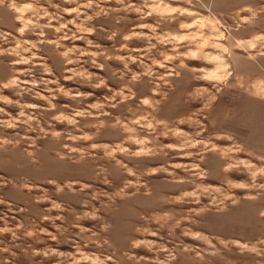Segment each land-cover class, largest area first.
<instances>
[{
	"label": "rangeland",
	"instance_id": "1",
	"mask_svg": "<svg viewBox=\"0 0 264 264\" xmlns=\"http://www.w3.org/2000/svg\"><path fill=\"white\" fill-rule=\"evenodd\" d=\"M0 264H264V0H0Z\"/></svg>",
	"mask_w": 264,
	"mask_h": 264
},
{
	"label": "bare ground",
	"instance_id": "2",
	"mask_svg": "<svg viewBox=\"0 0 264 264\" xmlns=\"http://www.w3.org/2000/svg\"><path fill=\"white\" fill-rule=\"evenodd\" d=\"M248 9V8H247ZM186 14H188V15H193L194 14V11H191L190 9H188V10H186V12H185ZM185 25H188V26H192L193 25V22H188L187 24H185ZM183 39H189V37L188 36H186V37H184V38H182V40ZM192 53H193V51L192 52H189V54L190 55H192ZM188 54V53H187ZM212 59H216V57H214V56H212L211 57ZM200 69V68H199ZM207 72V71H206ZM214 73H216L213 69H209V71H208V75L204 78V79H206V80H210L211 79V77H212V79H213V75H214ZM216 76V75H215ZM216 78V77H215ZM177 147H174L173 149H176Z\"/></svg>",
	"mask_w": 264,
	"mask_h": 264
}]
</instances>
